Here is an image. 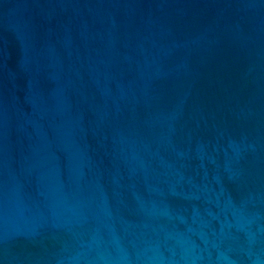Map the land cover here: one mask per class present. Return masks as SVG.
I'll return each mask as SVG.
<instances>
[{"label": "water", "instance_id": "water-1", "mask_svg": "<svg viewBox=\"0 0 264 264\" xmlns=\"http://www.w3.org/2000/svg\"><path fill=\"white\" fill-rule=\"evenodd\" d=\"M0 264H264V0H0Z\"/></svg>", "mask_w": 264, "mask_h": 264}]
</instances>
